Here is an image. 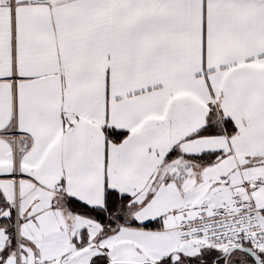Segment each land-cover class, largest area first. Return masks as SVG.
<instances>
[{
  "label": "snow or ice",
  "instance_id": "1",
  "mask_svg": "<svg viewBox=\"0 0 264 264\" xmlns=\"http://www.w3.org/2000/svg\"><path fill=\"white\" fill-rule=\"evenodd\" d=\"M0 264H264V0H0Z\"/></svg>",
  "mask_w": 264,
  "mask_h": 264
}]
</instances>
